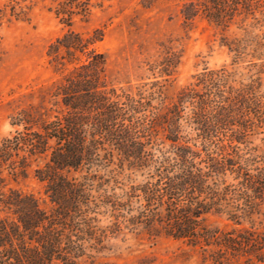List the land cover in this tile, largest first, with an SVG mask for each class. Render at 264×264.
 I'll list each match as a JSON object with an SVG mask.
<instances>
[{
	"label": "trees",
	"instance_id": "obj_1",
	"mask_svg": "<svg viewBox=\"0 0 264 264\" xmlns=\"http://www.w3.org/2000/svg\"><path fill=\"white\" fill-rule=\"evenodd\" d=\"M250 8L251 0H206L188 3L181 14L190 22L201 10L207 21L226 28ZM101 37L100 32L86 38L68 31L56 39L47 49L48 63L55 72L67 73L51 94L55 114L23 109L10 123L21 129L0 138V213L8 215L0 219V264H78L85 245L96 239L88 182L100 169L126 166L140 173L143 184L130 188L144 202L139 216L155 232L157 224L166 237L192 246L217 244L216 232L200 220L223 208L227 186L218 178L227 172L241 175L245 189L264 202V165L255 176L248 169L264 163L263 156L238 154L240 146L250 144L252 129L264 125V98L256 82L235 87L233 74L224 68L205 71L174 102L155 107L161 93L152 90L154 85L149 91L137 87L135 94L107 85L103 58L91 49ZM240 42L227 45L235 58L241 54ZM163 65L168 75L170 64ZM156 129L170 143L171 156L155 149L151 135ZM33 163V177L45 185L53 205L50 213L32 195L3 191L4 173L25 178ZM79 174L84 175L75 177ZM111 205L124 207L119 200Z\"/></svg>",
	"mask_w": 264,
	"mask_h": 264
},
{
	"label": "rangeland",
	"instance_id": "obj_2",
	"mask_svg": "<svg viewBox=\"0 0 264 264\" xmlns=\"http://www.w3.org/2000/svg\"><path fill=\"white\" fill-rule=\"evenodd\" d=\"M204 1L0 0V138L21 129L10 123L23 109L55 114L51 94L67 72H55L46 52L68 31L86 38L100 32L101 40L91 49L103 58L107 85L133 94L137 87L149 91L154 85L152 90L161 93L155 96V107L164 109L174 102L198 74L223 68L233 74L235 87L255 81L264 98V0H251V10L238 13L226 28L207 21L201 10L194 20L185 22L183 7ZM238 41L241 54L235 58L227 45ZM167 61L170 67L164 75ZM151 136L155 149L171 156L162 132L156 129ZM248 141L238 154L264 159V125L254 127ZM263 165L260 161L249 165V175L255 176V169ZM35 166L25 178L12 179L4 173L3 191L32 195L39 208L50 213L53 205L45 185L33 177ZM122 169H100L89 175L93 176L88 182L93 196L89 218L94 219L96 239L85 245L86 255L78 264H264V202L245 189L241 175L237 178L227 172L218 178L227 186L223 208L201 217V225L216 232L217 244L192 246L166 237L157 224L159 233L155 232L139 216L144 202L141 193L133 194L130 188L144 180L140 173L126 166ZM117 200L124 207L115 210L111 204ZM6 216L0 213V219Z\"/></svg>",
	"mask_w": 264,
	"mask_h": 264
}]
</instances>
